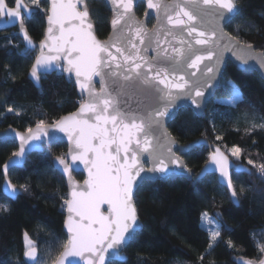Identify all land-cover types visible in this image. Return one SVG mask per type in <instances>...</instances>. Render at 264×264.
Returning <instances> with one entry per match:
<instances>
[{
  "label": "snow or ice",
  "instance_id": "snow-or-ice-1",
  "mask_svg": "<svg viewBox=\"0 0 264 264\" xmlns=\"http://www.w3.org/2000/svg\"><path fill=\"white\" fill-rule=\"evenodd\" d=\"M82 2L50 0L45 39L41 41L40 55L36 56L29 73L36 82L55 69L70 75L74 73L79 92L87 94L76 112L51 125L65 133L70 143L68 153L55 157V163L62 166L71 186L69 198L64 201L68 211L65 227L70 236L64 250L54 256L51 264H65L68 257H80L84 264L126 261L121 250L134 242L142 229L136 201L141 182L182 174L191 176V170L176 155L177 150H184H174L175 141L164 130L165 118L172 115L176 101L187 96L199 108L204 101L205 90L212 87V82L222 71L227 51H231L241 65L255 61L264 69V51L257 54L252 43L241 40L238 33L231 35L224 30L240 13L238 0H145V17L154 13L156 18L151 30L146 26V19L136 18L137 0H110L112 33L104 41L95 35L87 5L84 4L83 9L78 7ZM14 3L15 6H10L7 0H0V19L7 17V24L18 22L24 40L31 47L25 18L30 17L34 9L23 0H14ZM30 3L40 8L41 0H30ZM208 16L212 18V25L210 29L201 30L198 21ZM185 32L191 39H185ZM194 45L201 47L195 48ZM150 50L155 53L151 58L147 55ZM27 51L28 48L25 49ZM205 60L209 63L204 64ZM185 66L195 71L187 73ZM197 72L201 73L197 79H185L186 75L196 77ZM170 74L172 80H169ZM94 77L99 78V92L95 90ZM158 85H164V88ZM134 87L149 90L150 104L144 113L125 108L120 102L125 89ZM231 87V96L221 103L241 101L239 89L235 85ZM171 88L177 91L172 92ZM13 111V107L7 108V112ZM16 114L19 115V111ZM49 128L41 119L35 130L29 127L26 135L17 134L21 146L12 153L14 159L5 163V176L10 167L22 165L30 149L42 150L45 138L49 142L54 139L49 135ZM221 139L220 135L216 136L217 141ZM209 148L208 161L200 176L212 170L214 165V170L226 181L235 199L237 191L233 186L230 157L240 160L242 149L236 145L222 148L219 144L209 145ZM142 153L148 154L150 166L147 168L141 161ZM69 157L71 163L68 162ZM77 162L88 173L83 187H78L72 180ZM247 164L257 168L260 176L264 177V162L257 165L248 159ZM242 171L253 174L250 169L235 167L236 173ZM28 188L27 184H21L17 189L11 180H6V189L12 196L18 190L27 192ZM105 205L106 209L102 210ZM218 216L219 213L216 216L201 213L202 225L209 234V244L201 254V260L221 238L223 226ZM24 236V256L32 264H39L36 245L27 232ZM228 246H232L231 240ZM260 250L264 252V245ZM235 264H254V261L241 257ZM260 264H264V260Z\"/></svg>",
  "mask_w": 264,
  "mask_h": 264
},
{
  "label": "trees",
  "instance_id": "trees-1",
  "mask_svg": "<svg viewBox=\"0 0 264 264\" xmlns=\"http://www.w3.org/2000/svg\"><path fill=\"white\" fill-rule=\"evenodd\" d=\"M7 2L10 6L14 4V0ZM238 3L240 13L225 29L231 35L238 33L241 40L252 43L256 50L264 51V0H238ZM86 5L96 35L105 39L111 17L107 5L104 0H86ZM35 9L29 19L25 18V26L29 36L38 42L44 34L47 0H41L40 8ZM143 11L144 6L139 3L136 14L141 16ZM152 22L150 18L148 26ZM34 57V51L25 52L17 28L0 31V131L8 126L26 131L41 119L51 124L73 112L82 102L73 82H67L60 71L43 75L40 87H35L27 78ZM229 81L239 89L241 101L234 105L214 101L215 97L231 94ZM214 98L208 101L201 117L189 108H182L167 128L182 145L201 138L222 148L236 145L242 149L240 160L230 158L253 174L232 172L238 205L231 201L214 174H207L195 184L181 177L142 181L136 201L143 228L125 248L127 260L113 261V264H177V261L180 264H235L237 256L256 260L262 256L264 177L247 160L252 159L257 165L264 162V127H259L264 125V81L257 72L243 73L227 61ZM8 107L14 111L7 112ZM217 135L222 137L220 141L216 140ZM16 150L14 141H0V264H32L24 257L26 232L37 247L39 264L44 263L43 259L51 264L66 242L63 222L67 199L65 181L53 168L51 159L65 155L66 145L50 143L43 152L29 154L21 168H11L9 180L18 189L21 184L29 186L27 192L21 191L11 200L2 192L1 167ZM209 152L200 145L182 158L195 175L206 163ZM74 177L83 178L80 173ZM202 212L211 216L219 213L218 220L223 226L219 242L203 260L200 256L208 247L209 234L201 222Z\"/></svg>",
  "mask_w": 264,
  "mask_h": 264
},
{
  "label": "water",
  "instance_id": "water-1",
  "mask_svg": "<svg viewBox=\"0 0 264 264\" xmlns=\"http://www.w3.org/2000/svg\"><path fill=\"white\" fill-rule=\"evenodd\" d=\"M74 2H75V0H74ZM104 2H105V4L107 5V7H108V9H109V11H110V13H111V17H110V20H111V18H112V5H111V2H110V0H104ZM23 3L27 4L24 0H23ZM139 3H142V4H143V6H144V11H143V13H142L141 16H138V15L136 14V18H137L138 20H145V19H146V20H147V22H146V26H147V28H148L149 30H151V29H152V26L156 23L155 14L153 13L150 17L146 18V17H145V10H146V3H145V0H137V5H138ZM84 4H86V0H83L82 3H79V4H78V7L81 8V9H83ZM27 5H28V4H27ZM13 6H15V3L13 4ZM28 6H29V5H28ZM29 7H31V6H29ZM49 7H50V0H47V9H48ZM31 8H33V7H31ZM33 9H34V11H33V13H34V12L36 11V9H35V8H33ZM47 14H48V13H47V10H46V15H45V17H44L45 29H44V34H43L42 39H41L40 41L36 42V41H34V40L29 36V37L31 38V40H32V46H31V47H29V45L27 44V42L24 40L23 34L20 32V25H19L18 22H17V23H14V24H7V23H6V21H7V19H8L7 17H4L3 19H0V31L6 30V29H11V28H17V34H18V36L20 37V39H21V41H22V43H23L25 49L28 48V50H30V51H35V52H36L32 64L34 63L36 56L40 55V51H41V49H40V44H41V41H43V40L45 39V32H46V28H47V26H48V25H47V19H46ZM30 17H31V16H30ZM30 17H26V19H29ZM150 18L153 19V22H152V25H151V26H148V21H149ZM110 20H109V34H108V36H107L105 39H100V38L96 35V33H95V35H96V37H97L98 40L104 41V40L109 39V36H110V34L112 33V28H111V25H110ZM92 21H93V20H92ZM93 24H94V22H93ZM211 25H212V18H211V16L205 17L202 21H198V27H200L201 30L210 29ZM224 30H225V32H228L225 28H224ZM94 32H95V25H94ZM228 33H229V32H228ZM229 34H230V33H229ZM183 36L185 37V39H191L190 37L187 36V33H186V32L183 33ZM162 39H163V38H162ZM173 43H175V41H173ZM193 43H194V42H193ZM162 46H163V45H162ZM177 46H179V45H177ZM168 47L171 48V45L169 44ZM194 47H195V48H200L201 46H199V45H194ZM255 51H256L257 54H259L260 52H262V51H258V50H256V49H255ZM147 55L149 56V58H151V56H152V55H155V53H154L153 51L150 50V51L147 53ZM227 61H230L233 65H235V67H236L238 70H240V71L243 72V73H249V72H251V71H255V72H257L258 75L261 77V79L264 81V69H261L260 66H259L255 61H249V63H248L247 65H241L240 61L236 59V57L232 54V52H231V51H227V52L224 53V61H223V65H222V71L217 75L216 80H214V81L212 82V87L207 88V89L205 90V98H204V101H203L202 105H201L199 108H198L196 105H193L191 99H189L187 96H183V97H181L180 99H178V100L176 101V108L173 110L172 115H170L169 117H166V118H165L164 130H166L167 133L170 134V137L175 141L174 150H175V149H183V150H184V151H179V150H177V151H176V155L180 157V159L182 160V162H183L185 165H186V163H185V160L182 158V155H184L185 153L191 151L193 148L198 147V146H200V145H203V146L207 147V148L209 149V151H210L209 145H215V144L209 143L207 140H205V139H201V138L195 139L194 141H192V142H190V143H188V144H185V145L179 144V143L174 139V137L172 136V134H171L170 131L168 130L167 126H168V124H169L173 119L176 118V116H177V114H178V111H179L180 109H182V108H189V109H191V110L193 111V113H194L196 116H198V117H201V116L203 115V113H204V111H205V109H206V106H207L208 101H209L210 99L214 98L215 92H216V90H217L218 87H219L220 79H221V76H222V72H223L224 66L226 65ZM203 63H204V64H207V63H209V61L205 60ZM32 64H31V66H32ZM31 66H30V69H31ZM201 67H203V64L201 65ZM30 69H29V71H28V73H27V78L32 82V84H33L35 87L39 88L40 85H41V82H40V81H39V82H36V81H34V80L31 78V76H30V74H29V73H30ZM185 70H186L187 73H191V72L195 71L194 69L187 68L186 66H185ZM56 71H60V72H62L60 69H55V70L49 71L48 73H46V74H44V75L51 74V73L56 72ZM62 74H63V76H64V78H65V80H66L67 82H73V84H74V86H75V89H76L77 96H78V98H80V99L82 100V102H83V100L86 98L87 94L85 93L84 95H81V93L79 92V90H78V88H77V86H76V82H75V81H76V78H75L74 73L70 75V74H68V73H64V72H62ZM179 74H181V73H177V75H179ZM200 75H201V73L197 72L196 77H192V76H190V75H186V76H185V79H188V80H195V79H197L198 77H200ZM172 79H173V77H172V75L170 74V75H169V80H172ZM98 80H99L98 77H94V78H93L94 85H95V90H96L97 92H99V90H100V84H99ZM158 87H160V88H164V85H158ZM170 87H171V85H170ZM166 91H167V89H166ZM171 91H172V92H176L177 89H175V88H171ZM148 92H149V90L146 89V88H143V87L127 88V89H125L124 93L121 94V96H120V102H121L122 106H124L125 108L131 109V110H134V111H138V112H140V113H144V112L148 109V106H149V104H150V100H149ZM192 95H194V92L192 93ZM79 105H80V104H79ZM78 108H79V106H78L73 112H71V113L76 112ZM71 113L65 114V115L61 116L59 119H61V118L64 117V116H68V115L71 114ZM59 119H58V120H59ZM52 124H53V123H51V124H46V125H49V126H50V128H49V135L52 136V137H54V139H53L51 142H49V141L47 140V138H45V139H44V143L42 144V150H32V149H30V150L26 153V157H25V159L23 160L22 165H21V166H16V167H10L9 170H10L11 168H21V167L23 166V164H24V162H25V160H26V158H27V156H28L29 154L34 153V152L41 153V152L44 151V148H45V147H47L50 143H53V142H62V143H64V144L66 145V152H65V154L68 153L69 148H70V143H69V141H68V139H67L66 134H65V133H62V132H60V131H58V130H56V129H54V128H52V127H51ZM32 128H33V130H35V126H33ZM17 134H23V135H26V134H27V131H20V130H17V129H15V128H13L12 126H8L6 129H3V130L0 131V141H14V142L16 143V145H17V150H16V151H18V150L20 149L21 144H20V140H19ZM197 141H200V142H202V143L197 144V143H196ZM161 142H163V139L161 140ZM29 143H36V144H39L40 142H39V141H36V142H31V141H30ZM25 147H27V146H25ZM147 155H148L147 153H142V154H141V161H142V163H144V167H145V168H147V167L150 166V164L147 162ZM56 157H57V156H56ZM10 159H14V158H13L12 156H11L10 158H8V159L4 162V164L2 165V167H1V171H2V174H3V183H2L1 188H2V192H3V194H4L7 198H9V199H11V200H15L16 197L21 193V191L18 190L17 194H16L15 196H12L10 190H7V189H6V180H9V177H8V175L5 176V174H4V165H5V163L8 162ZM207 161H208V159H207ZM207 161H206V163L202 166V168L200 169V171H199L197 174H195V175L193 174V171L190 169V170H191V176H188L187 174H182V175H174V176H170L169 178H177V177H181V178H184V179H186V180H188V181H191L192 184H195L196 182H198V181H200L201 179H203L207 174H214V175L216 176L217 182H218L220 185H222L223 187L226 188V190H227V192H228V195H229L231 201H232L235 205H238V199H237V197H236L235 199L232 198V196H231V192L229 191V189H228V187H227V183H226V181H224V180L220 177V174H219L218 171H215V170H214V168H215L214 165L212 166V170H209L206 174L203 175V177L200 176V173H201V171L205 168V166H206V164H207ZM68 162L71 163L70 157H69V159H68ZM51 163H52V165H53V168H54V169H55V170H56V171L62 176V178H63L64 181H65L66 188H67V199H68V198H69L70 191H71V186H70V184H69L68 178H67V176H65V175L63 174V172H62V166H58V165L55 163V157H53V158L51 159ZM230 163L233 165V170H232V172H235V167H236V166H241V167L244 168V169H248V168H247L246 166H244L243 164L235 163L231 158H230ZM186 166H187V165H186ZM172 167H175V166L173 165ZM187 168H188V167H187ZM188 169H189V168H188ZM9 170H8V172H9ZM242 172H247V171H242ZM77 173L82 174V176H83L82 180H78V179H76V178L74 177V174H77ZM235 173H236V172H235ZM142 175H143V174H142ZM148 175L151 176L152 174H148ZM157 175H159V174H157ZM87 178H88L87 169H85L84 166H83L82 164H79V162H77V166L75 167V170L72 172V180L75 182V184H76L78 187H83V186H84V181H85ZM169 178H167V179H169ZM167 179H154V180L149 179L148 181H155V180L166 181ZM17 189H18V187H17ZM105 209H106V205H105V206H102V210H105ZM67 217H68V211H67V206L65 205V211H64V222H63V231H64V233H65V235H66V242L68 241L69 236H70V234L67 232V229H66V227H65V220L67 219ZM139 223H140V225H142V228H143V224H142V222L140 221V219H139ZM139 231H140V230H139ZM66 242H65V243H66ZM63 250H64V247L61 249L60 252H62ZM124 250H125V248L121 250V255L124 256V257H126V254H125ZM60 252H59V253H60ZM59 253H58V254H59ZM24 257H25V256H24ZM241 257H243V256H237V257H235V258H234V262H235L236 260H238L239 258H241ZM243 258H244V259H247V260H252V261H254V264H260V261L264 260V252H263V254H262V256L260 257L259 260H256V259H250V258H247V257H243ZM25 259H26L28 262H31V261H29L26 257H25ZM126 260H127V257H126ZM69 261H71L72 264H84V260L81 259L80 257H68V258H66L65 264H68ZM114 261H117V262H119V263L125 262V261H119V260H114Z\"/></svg>",
  "mask_w": 264,
  "mask_h": 264
},
{
  "label": "rangeland",
  "instance_id": "rangeland-1",
  "mask_svg": "<svg viewBox=\"0 0 264 264\" xmlns=\"http://www.w3.org/2000/svg\"><path fill=\"white\" fill-rule=\"evenodd\" d=\"M26 2H28L29 4H31V3H30V0H26ZM230 96H231V94H230L229 96H226V97H215V98H214V101H216V102H220L221 100L226 99V98H229ZM229 105H234V104H229ZM233 158H234V157H233ZM203 227H204V226H203ZM41 262H42V261H41ZM43 262H44L43 264H50L49 261H46V260H44V259H43Z\"/></svg>",
  "mask_w": 264,
  "mask_h": 264
},
{
  "label": "flooded vegetation",
  "instance_id": "flooded-vegetation-1",
  "mask_svg": "<svg viewBox=\"0 0 264 264\" xmlns=\"http://www.w3.org/2000/svg\"><path fill=\"white\" fill-rule=\"evenodd\" d=\"M35 52V51H34ZM36 53V52H35Z\"/></svg>",
  "mask_w": 264,
  "mask_h": 264
}]
</instances>
